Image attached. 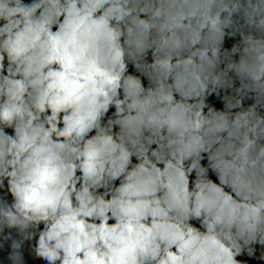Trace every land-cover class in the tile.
Returning a JSON list of instances; mask_svg holds the SVG:
<instances>
[{"label":"clouds","instance_id":"1","mask_svg":"<svg viewBox=\"0 0 264 264\" xmlns=\"http://www.w3.org/2000/svg\"><path fill=\"white\" fill-rule=\"evenodd\" d=\"M253 262L264 0H0V264Z\"/></svg>","mask_w":264,"mask_h":264}]
</instances>
